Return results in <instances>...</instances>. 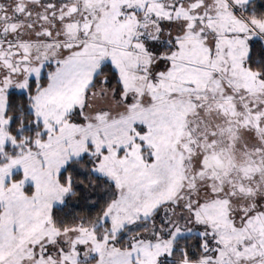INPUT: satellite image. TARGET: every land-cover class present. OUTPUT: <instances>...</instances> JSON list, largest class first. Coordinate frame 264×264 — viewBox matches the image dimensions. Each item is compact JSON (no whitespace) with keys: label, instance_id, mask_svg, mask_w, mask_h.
I'll use <instances>...</instances> for the list:
<instances>
[{"label":"snow or ice","instance_id":"obj_1","mask_svg":"<svg viewBox=\"0 0 264 264\" xmlns=\"http://www.w3.org/2000/svg\"><path fill=\"white\" fill-rule=\"evenodd\" d=\"M0 264H264V0H0Z\"/></svg>","mask_w":264,"mask_h":264}]
</instances>
